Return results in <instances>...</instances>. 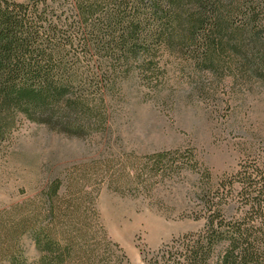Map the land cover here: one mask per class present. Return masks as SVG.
Instances as JSON below:
<instances>
[{
  "label": "trees",
  "instance_id": "16d2710c",
  "mask_svg": "<svg viewBox=\"0 0 264 264\" xmlns=\"http://www.w3.org/2000/svg\"><path fill=\"white\" fill-rule=\"evenodd\" d=\"M164 54L264 84V0H0V146L18 116L71 136L105 130L106 97L120 72L135 66L150 78ZM184 157L147 155L141 182L185 166ZM256 165L215 187L206 173L198 195L203 228L141 264H264V170ZM74 188L55 178L5 211L1 259L29 264L19 245L28 236L35 264H130L95 209L90 221L88 191ZM232 201L239 210L228 217Z\"/></svg>",
  "mask_w": 264,
  "mask_h": 264
},
{
  "label": "rangeland",
  "instance_id": "374dc122",
  "mask_svg": "<svg viewBox=\"0 0 264 264\" xmlns=\"http://www.w3.org/2000/svg\"><path fill=\"white\" fill-rule=\"evenodd\" d=\"M125 70L106 97L105 130L71 136L17 117L0 146V224L5 211L40 196L59 178L63 189L71 183L75 191H88L90 221L95 209L109 239L130 264H141L174 238L203 228L198 195L206 173L215 187L246 164L264 170V84L201 70L168 54L150 78L140 77L135 66ZM175 150L188 164L141 182L147 155ZM225 210L232 217L238 204ZM19 245L35 264L39 254L31 238ZM0 264L11 263L0 256Z\"/></svg>",
  "mask_w": 264,
  "mask_h": 264
}]
</instances>
